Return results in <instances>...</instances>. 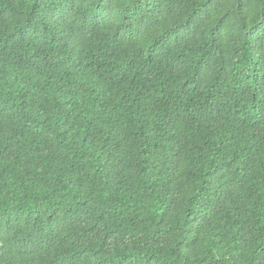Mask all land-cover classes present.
<instances>
[{"label":"trees","instance_id":"obj_1","mask_svg":"<svg viewBox=\"0 0 264 264\" xmlns=\"http://www.w3.org/2000/svg\"><path fill=\"white\" fill-rule=\"evenodd\" d=\"M0 264H264V0H0Z\"/></svg>","mask_w":264,"mask_h":264}]
</instances>
